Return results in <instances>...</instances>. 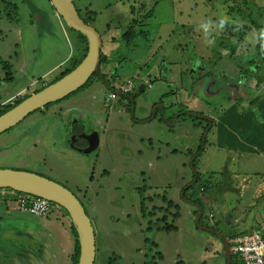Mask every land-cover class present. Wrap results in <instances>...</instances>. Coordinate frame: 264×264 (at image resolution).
Instances as JSON below:
<instances>
[{"label": "rangeland", "instance_id": "374dc122", "mask_svg": "<svg viewBox=\"0 0 264 264\" xmlns=\"http://www.w3.org/2000/svg\"><path fill=\"white\" fill-rule=\"evenodd\" d=\"M72 1L82 16L95 13L92 26L109 60L101 67L106 84L93 77L83 89L0 134V169L38 173L76 196L94 229L93 264H109L111 256V264H225L217 236L264 229V128L258 124L264 119V104H258L264 102V83L259 84L264 77L256 78L264 65L257 70L249 63L259 61L258 53L264 57V0ZM136 3L143 14L156 5L142 27L132 22L129 6ZM254 10L260 14L258 32ZM128 23L135 38L126 45L119 39ZM76 37L49 0H0V106L51 83L79 56ZM206 60L228 66L223 75L214 67L201 77L199 66L208 68ZM2 62L11 66L8 82L1 81ZM161 62L166 70L160 76ZM193 64L197 70H191ZM243 103L252 112L238 119V130L246 125L250 130L245 137L229 135L222 114L233 105L241 112ZM72 124L82 126L85 135L96 133L82 147L94 152L77 151L81 134L75 148L70 146ZM195 173L198 188L185 199L182 191ZM164 192L178 207L176 230L168 233L157 230L155 219L162 214L151 210L161 206L157 199ZM3 193L0 264H69L71 222L56 216L58 211L43 219L21 213L15 197ZM144 196L154 202H145L143 213ZM188 198L202 202L199 224Z\"/></svg>", "mask_w": 264, "mask_h": 264}, {"label": "water", "instance_id": "95a60500", "mask_svg": "<svg viewBox=\"0 0 264 264\" xmlns=\"http://www.w3.org/2000/svg\"><path fill=\"white\" fill-rule=\"evenodd\" d=\"M49 2L56 15L63 21L65 26L80 33L85 38L87 52L82 61L71 72L58 81L44 87L42 90L29 95L19 104L0 115V134L15 127L30 113L43 109L49 104L58 102L79 90L93 75H97L101 79L99 72L102 47L100 34L93 26L84 23L82 18L78 15L72 0H49ZM161 74H163V70H160V76ZM72 140L73 135H71L69 143L71 147L75 148V146L72 145ZM77 149V151L82 153L91 152L93 150L91 147L89 149ZM190 185L191 184L184 189L188 188ZM0 189H9L14 192L41 198L63 208L67 212L71 225L77 234L79 244L77 264L94 263L96 250L94 229L80 201L66 187L36 173L0 169ZM201 214L202 212L199 209L196 224H199ZM201 228L209 231V229L203 226H201ZM260 233H264V231L260 230ZM222 242L227 263L230 264L231 253L228 240L223 238Z\"/></svg>", "mask_w": 264, "mask_h": 264}, {"label": "trees", "instance_id": "16d2710c", "mask_svg": "<svg viewBox=\"0 0 264 264\" xmlns=\"http://www.w3.org/2000/svg\"><path fill=\"white\" fill-rule=\"evenodd\" d=\"M73 2V1H72ZM135 2H137L136 0H135ZM74 4V3H73ZM74 6H75V4H74ZM156 5H154V7H155ZM153 7V8H154ZM75 8H76V10H77V13H78V15L80 16V18H82V20L84 21V23H86V24H88V25H93L95 22H96V20H95V17H94V12H89V13H87V14H85L84 16H82L81 14H80V11H79V9H78V6L76 5L75 6ZM153 8L151 9V10H149V11H147V12H145L144 14H143V12L145 11V9H144V7L143 6H141V5H137V3H136V5H133V6H129V9H132L131 10V14H134L135 15V17H134V19L132 20V22H135V23H139L137 26H140V27H142V24H143V22L148 18V17H150L151 16V13H152V11H153ZM53 9V8H52ZM54 11V10H53ZM256 11L257 10H254V13H252V16H251V18H252V22H254V25H255V28H254V30L256 29L257 31L256 32H258V30L260 29V24H256V22L258 21V17L260 16V14L258 15V13H256ZM256 18L255 20L253 19V18ZM33 21V20H32ZM119 25H120V23H118ZM120 27V26H119ZM133 25H132V23H128L125 27H124V30L122 31V35H121V39H119V41H121V42H124V44H129L131 41H132V39L133 38H135V36H134V33L133 32H131L132 30H133ZM72 32H73V30H72ZM74 33L76 34V39H77V41L80 43V48H79V50H80V53H79V56L78 57H74V58H71V59H69V61H68V67H65V68H63V70L62 71H60V73L59 74H57L55 77H54V80L51 82V83H49L48 85H50V84H52V83H54V82H56V81H58L59 79H61L63 76H65L66 74H68L69 72H71L81 61H82V59L85 57V54H86V52H87V47H86V40H85V38L80 34V33H78V32H76V31H74ZM138 34L139 35H141L142 34V32L141 31H139L138 32ZM258 53V52H257ZM258 55H259V61H254V59H251V60H249V63L250 62H252L253 63V65H252V67H254V69L256 68L257 70H259L260 68H263V65H264V57L262 56L263 54H260V53H258ZM104 63H109V60H106V58H104L103 56H102V52L100 53V66L102 67L103 66V64ZM4 64V65H3ZM222 65V64H221ZM222 66H224V65H222ZM220 67V66H219ZM2 68H3V70L5 71V74H4V77H3V79H1V81H3V82H8V81H10V80H12L13 79V75H12V70H11V66L8 64V63H3L2 62ZM247 68H249V66L247 67ZM249 70L250 69H248L247 71L249 72ZM99 72H100V76H101V79L103 80V82L106 84V79H105V76L102 74V72H101V68L99 69ZM215 72H218L220 75H223V72H224V70H216ZM250 73V72H249ZM253 74V73H252ZM209 75V72H207L206 74H205V76H208ZM11 76V77H10ZM258 77H256V78H260V77H264V73L263 74H260V75H257ZM98 78V76L97 75H93L91 78ZM223 77V76H222ZM91 78L86 82V84L85 85H87L89 82H90V80H91ZM224 78V77H223ZM100 79V80H101ZM249 79H251V77H249ZM262 83H264V80H262L259 84H262ZM48 85H46V86H48ZM84 85V86H85ZM45 86V87H46ZM84 86L83 87H81L82 89L84 88ZM80 88V89H81ZM113 88V87H112ZM79 89V90H80ZM114 89V88H113ZM42 90V89H41ZM78 91V90H77ZM37 91H35L34 93H36ZM245 95H247V99H249V96H252L251 94H245ZM27 98V97H26ZM25 99V98H24ZM134 99V98H133ZM132 99V100H133ZM251 99V98H250ZM249 99V100H250ZM22 100H21V97L19 96V97H17L13 102H12V104H5V105H2V106H0V115H2L3 113H5V112H7L8 110H10L11 108H13L14 106H16L17 104H19L20 102H21ZM134 101V100H133ZM254 101V100H253ZM253 101L251 102V104L248 102V105H250V107L253 105L252 103H253ZM258 104H264V102L262 103V102H258ZM50 105V104H49ZM49 105H47V106H49ZM47 106H45V107H47ZM237 110H238V108L235 106V105H233V106H231L229 109H227L223 114H222V118H224V123H223V125L224 126H222V129L226 132V133H228L229 135H233V136H235L236 134H238V133H240V135L241 136H243V137H245L246 136V133L250 130V127L249 126H247L246 125V127H245V129L243 130V131H239L238 130V127H239V125H238V119L239 118H244V116H246V114H248L249 112H252V110L251 109H249V108H247V107H245V108H243V110L241 111V112H237ZM187 114V113H186ZM257 114V113H256ZM255 114V115H256ZM182 116V115H181ZM180 116V117H181ZM187 116L188 117H190L188 114H187ZM258 116H262L261 114H258ZM264 117V116H263ZM190 120H193V118H191L190 117ZM219 120H220V118H219ZM171 122H172V120H171ZM258 124H259V126L260 127H262V128H264V119H262V120H260L259 122H258ZM218 125H219V123H218ZM211 130H209V132H210ZM217 131H219V129H217ZM204 134H205V132H204ZM206 135V134H205ZM217 135V134H216ZM236 138V137H235ZM247 139V141H250V139H249V137H247L246 138ZM204 142H206V141H204ZM218 144V143H217ZM233 144H234V142H233V139L232 140H230V148H229V151H231L233 148H232V146H233ZM231 149V150H230ZM201 145L200 146H198V149H197V154H199L200 152H201ZM92 152V151H91ZM85 154H89L88 152H86ZM194 162H195V157L191 160V162H190V165H191V167H192V169L194 170ZM194 172V171H193ZM38 174V173H37ZM39 175V174H38ZM44 177V176H43ZM49 179V178H48ZM192 180H193V182L194 183H192L188 188H186V189H183V191H182V194H181V197H183V198H185V199H187L185 196L186 195H188V196H190L189 194H188V192L189 191H193L194 189H195V187L197 186V188H198V174H193L192 175ZM56 182V181H55ZM194 184V185H193ZM200 187H201V191L203 192L204 191V189L205 188H203L201 185H200ZM227 188H230V187H227ZM142 190H145L144 189V186H142V188H141ZM0 190H2V189H0ZM5 191H8L9 193H11L12 194V196H14L15 197V199L16 200H18L19 198H22V197H27L28 199V202H30L32 199H37L36 197H34V196H31V195H26V194H23V193H19V192H14V191H12V190H9V189H4ZM264 194V193H263ZM264 196V195H263ZM262 196V197H263ZM151 200V201H148V200ZM189 199V198H188ZM157 200H159V201H161V206H155V207H153L152 206V208H151V210L153 211V213H155V212H159L160 214H162L161 215V217H157L156 219H155V225H157V230H161V231H164L165 233H168V232H171V231H175L176 230V226L174 225V222H175V219L178 217V207H177V205H175L174 203H173V201L172 200H170V199H167V197H166V193L164 192L162 195H160V196H158V199ZM190 201V202H189ZM189 201H187V203L189 204V203H191L192 202V204H194V205H196V213H199V209L201 210V212H202V214H201V217H200V219H199V223H201V221H202V218L204 217V207L202 206V202H201V200H200V198H197V199H194V200H190L189 199ZM145 202H149V203H152V202H154V197L152 196V197H143V203H142V209H143V213L145 212V209H146V207L144 206L145 204ZM81 203V202H80ZM49 204H50V210H49V212H48V214L45 216V217H36V216H33V215H30V214H28V213H24V214H27V215H30V216H32V217H36V218H40V219H43V218H48L49 216H50V214H51V212H53V211H58V212H61L62 213V215H63V217L64 218H67V220L68 221H70V219H69V216H68V214H67V212L63 209V208H61V207H59V206H57L56 204H54V203H50L49 202ZM81 205H82V203H81ZM59 207V209H61V210H57L55 207ZM83 206V205H82ZM84 208V207H83ZM85 210V209H84ZM86 212V211H85ZM87 214V213H86ZM149 216L151 215V213L150 212H148L147 213ZM59 214L58 213H56V216H58ZM67 215V216H66ZM169 218H171V220H170V222H168V219ZM71 222V221H70ZM168 223V224H167ZM150 230V227H148L147 228V231H149ZM214 230V229H213ZM260 230H264L262 227L260 228V229H258V231H260ZM69 231H70V234H71V236H72V238H73V254L71 255V264H77L78 263V257H79V244H78V239H77V234H76V232H75V230H74V228H73V226L71 225V223H69ZM257 230H254V231H251V232H247L246 234H254V233H257L258 232ZM241 235V234H240ZM223 237H224V235H222ZM234 237H236V236H234ZM234 237H229L228 239H233ZM227 238V237H226ZM223 243V242H222ZM223 247H224V245H223ZM223 252H224V249H223ZM224 255V254H223ZM159 256H160V254H159ZM114 260H115V258L113 257V256H111L110 258H109V264H111L112 262H114ZM225 261H227L226 259H225ZM228 264V263H227ZM232 264H243V263H241V262H239V261H237L236 259H234L233 258V260H232Z\"/></svg>", "mask_w": 264, "mask_h": 264}, {"label": "built area", "instance_id": "2783aa9c", "mask_svg": "<svg viewBox=\"0 0 264 264\" xmlns=\"http://www.w3.org/2000/svg\"><path fill=\"white\" fill-rule=\"evenodd\" d=\"M27 199V197H22L16 201L19 212L36 217H45L48 214L50 210L48 201L37 198L28 202ZM231 252L243 264H264V234L254 233L236 236L231 240Z\"/></svg>", "mask_w": 264, "mask_h": 264}, {"label": "flooded vegetation", "instance_id": "af4514ba", "mask_svg": "<svg viewBox=\"0 0 264 264\" xmlns=\"http://www.w3.org/2000/svg\"><path fill=\"white\" fill-rule=\"evenodd\" d=\"M207 61V63H205V61H203L205 64H206V67H208V68H204L203 66H199L200 68H199V70L200 71H202V74H201V77H205V74L208 72V70H212L214 67H216V68H219V70H224V69H226L224 66H222V65H226V63H223V62H221V64L222 65H220V67L219 66H216V65H213V63H212V61L211 60H206ZM226 66H228V65H226ZM101 68V66L99 67V69ZM159 68H160V70H166L165 69V66H164V62H161L160 63V65H159ZM231 69H233V68H231ZM101 70H102V68H101ZM159 70V71H160ZM190 70V69H189ZM191 70H197L196 69V66L193 64V67H192V69ZM204 70H206V72L205 73H203V71ZM198 73H200L199 71H198ZM160 75V74H159ZM199 76H197V77H195L194 78V83L192 84V85H194L195 83H197L198 82V80H199ZM160 80H162V79H160ZM165 80V79H164ZM218 91H221L220 89L218 90ZM249 94H251V93H249ZM237 107V106H236ZM246 106L244 105V103L242 104V108H245ZM238 108V107H237ZM29 116V115H28ZM27 116V117H28ZM26 117V118H27ZM202 117H204V119L205 120H203V121H207V123H211V128H212V125H213V122L212 121H210V120H208L207 119V117H205V116H202ZM210 119V118H209ZM76 124H72V126L73 127H71L70 129H69V131H67L68 132V134H67V137H68V135H69V133L71 134H73V140H72V144H73V142H75L76 140H80L81 138H79V134H81L82 136L81 137H83V139H82V143H81V147H80V149H83L82 147H84V144H85V142H87V141H89L90 142V139H92L93 137H96V133H90V134H84V131H83V127L82 126H79V124L78 125H76ZM77 146V145H76ZM95 150V149H94ZM94 150H92V152H94ZM79 153H82V152H80V151H78ZM92 152H88V153H92ZM82 154H85V153H82ZM190 184H192V183H190ZM210 217H212L211 215H210ZM208 229V228H207ZM209 231H211L210 229H209ZM212 233L213 234H215V232H213L212 231ZM221 238L223 239V237H219V236H217V239L219 240V242H222L221 241ZM229 241H231L230 239H228ZM221 244H223V243H221ZM223 246V245H222ZM223 249H224V247H223ZM232 260H233V256H231V262H230V264H232ZM225 264H227V261L225 262Z\"/></svg>", "mask_w": 264, "mask_h": 264}, {"label": "crops", "instance_id": "0c3cea01", "mask_svg": "<svg viewBox=\"0 0 264 264\" xmlns=\"http://www.w3.org/2000/svg\"><path fill=\"white\" fill-rule=\"evenodd\" d=\"M78 57V56H77ZM60 63H63V62H60ZM162 81H164V80H162ZM21 92L22 91H19V92H17V94H16V96H19L20 94H21ZM258 192V191H257ZM7 194H10L11 196H12V194L11 193H9V192H7V193H3V195H7ZM58 214L60 215V216H62V219H64V217H63V215H62V213L61 212H58ZM262 227V226H261ZM260 227V228H261ZM66 238H70V240H69V243H70V256L68 257V261H69V264H71V255L73 254V238H72V236H71V234H70V231H69V225H68V236H66Z\"/></svg>", "mask_w": 264, "mask_h": 264}, {"label": "clouds", "instance_id": "9594fccd", "mask_svg": "<svg viewBox=\"0 0 264 264\" xmlns=\"http://www.w3.org/2000/svg\"><path fill=\"white\" fill-rule=\"evenodd\" d=\"M130 91H131V87H129L127 90H125L124 93H126V92L129 93ZM113 93L119 94V93H123V92H119V93H118V92H115V91H114ZM128 93H127V94H128ZM127 94H119V95H121V96H125V95H127ZM129 100L133 101L132 98H129ZM262 231H264V230H262ZM257 233H259V234H264V233H260V231H258ZM241 235H244V234H241ZM245 235H246V234H245ZM248 235H250V234H248ZM238 236H239V235H238ZM234 238H235V237H234ZM227 240H228V238H227ZM230 240H232V239H230ZM228 246H229V248H230L231 256H233V258L235 257V259H236L237 261L243 263L240 259L237 258V256H236L235 254H233V253L231 252V241H229V240H228ZM224 251H225V249H224ZM225 259H226V257H225ZM226 260H227V259H226Z\"/></svg>", "mask_w": 264, "mask_h": 264}]
</instances>
